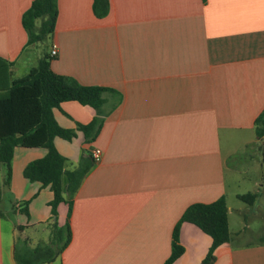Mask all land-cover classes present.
<instances>
[{
  "label": "crops",
  "instance_id": "0c3cea01",
  "mask_svg": "<svg viewBox=\"0 0 264 264\" xmlns=\"http://www.w3.org/2000/svg\"><path fill=\"white\" fill-rule=\"evenodd\" d=\"M33 1L0 0V60L13 83L49 57L55 73L113 90L104 94L94 141L78 126L96 110L76 100L53 109L58 124L76 133L54 140L66 170L102 150L71 206L62 202L54 214L50 186L24 176L46 148L17 146L9 185L0 165V264H163L187 207L220 197L231 239L213 264H264V204L245 207L237 190L245 205L229 202L241 179H253L251 192L264 196V171L253 168L264 145L256 134L264 112V0H109L103 18L93 0H57L54 31L30 42L22 19ZM67 222L71 242L55 254L53 233ZM180 241L185 251L173 264H199L212 243L187 222Z\"/></svg>",
  "mask_w": 264,
  "mask_h": 264
},
{
  "label": "trees",
  "instance_id": "16d2710c",
  "mask_svg": "<svg viewBox=\"0 0 264 264\" xmlns=\"http://www.w3.org/2000/svg\"><path fill=\"white\" fill-rule=\"evenodd\" d=\"M93 10L97 17H105L110 10V1L93 0ZM57 16V0H34L22 19L29 33V41L45 40L54 31ZM43 17L46 19L37 29L36 22ZM3 65L7 64L0 60V165L5 170L4 184L9 185L11 182V163L17 146L46 148V156L31 161L24 169V176L30 181L50 186L54 195L50 205L56 214L62 202L71 206V199L95 160L91 154H87L81 158L77 168L65 169L66 158L58 151L54 140L56 137L71 139L76 133L58 124L53 109L64 101L76 100L96 110L97 115L90 123L78 126L87 141H94L102 127L104 94L113 89L83 85L73 77L57 74L50 67L49 57L40 60L34 74L15 84L12 70L8 67L4 70ZM256 134L259 139L264 140V112L256 119ZM262 190L264 193V185ZM65 192L67 198L64 196ZM260 195L259 192H250L238 197L253 204ZM186 222L194 224L211 237V246L199 264H213L216 249L231 239L226 198L220 197L211 203H194L187 207L173 230L172 252L163 264H173L183 255L185 248L181 244L180 233ZM53 237L58 241L55 250V254H58L71 242L69 223L58 227Z\"/></svg>",
  "mask_w": 264,
  "mask_h": 264
},
{
  "label": "rangeland",
  "instance_id": "374dc122",
  "mask_svg": "<svg viewBox=\"0 0 264 264\" xmlns=\"http://www.w3.org/2000/svg\"><path fill=\"white\" fill-rule=\"evenodd\" d=\"M44 49H46L47 50V47H45ZM263 146L264 145H262V151H263ZM261 154H262V152H261ZM259 168L260 167V171L262 172V171H264V158H263V155H261L259 158H258V164L257 165H255V167H253V168ZM256 171V170H255ZM258 173V172H257ZM256 174V173H255ZM237 176V175H236ZM238 177V176H237ZM260 177V175H258V178ZM255 178H256V175H255ZM264 182V181H263ZM235 184V183H234ZM236 185V184H235ZM237 187H235V186H233L231 189H229V192H230V194H231V196H230V199H229V202H230V205L232 206V208H235L236 207V205H245V204H243L245 201H243V203H241V202H237V200H236V197L232 194V192H234V191H238L239 193H241V194H247V193H250L251 192V190H252V188H253V186H254V182H253V179H241L240 180V182H238V184L236 185ZM246 203V205H245V207H247V208H250L253 204H249V203H247V202H245ZM256 203H257V205H258V208H261L263 205L262 204H264V196L263 197H261V196H259L258 198H257V200H256ZM261 210H264V209H261ZM247 212V211H246ZM248 213V212H247ZM234 216L235 215H232V219L234 218ZM261 218H262V216L261 215H258V217H254L253 218V221H252V223H251V225L253 226V227H255V230H259V228H260V226H261V224H262V220H261Z\"/></svg>",
  "mask_w": 264,
  "mask_h": 264
},
{
  "label": "built area",
  "instance_id": "2783aa9c",
  "mask_svg": "<svg viewBox=\"0 0 264 264\" xmlns=\"http://www.w3.org/2000/svg\"><path fill=\"white\" fill-rule=\"evenodd\" d=\"M58 54V47L56 45H53L50 51V56L54 57ZM91 155L93 157V159L95 160V162L100 161L101 157H102V150L100 148H94L91 152ZM44 264H49V263H44Z\"/></svg>",
  "mask_w": 264,
  "mask_h": 264
},
{
  "label": "water",
  "instance_id": "95a60500",
  "mask_svg": "<svg viewBox=\"0 0 264 264\" xmlns=\"http://www.w3.org/2000/svg\"><path fill=\"white\" fill-rule=\"evenodd\" d=\"M263 158H264V148H263V152H262Z\"/></svg>",
  "mask_w": 264,
  "mask_h": 264
}]
</instances>
